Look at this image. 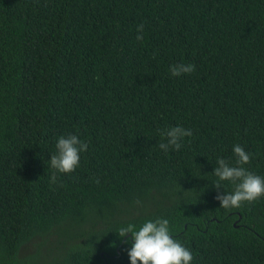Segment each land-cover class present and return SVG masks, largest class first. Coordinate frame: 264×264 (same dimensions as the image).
I'll list each match as a JSON object with an SVG mask.
<instances>
[{"label":"trees","instance_id":"16d2710c","mask_svg":"<svg viewBox=\"0 0 264 264\" xmlns=\"http://www.w3.org/2000/svg\"><path fill=\"white\" fill-rule=\"evenodd\" d=\"M68 133L88 149L52 182ZM233 144L264 176V0H0V264H129L115 232L158 216L192 264H264V196L215 199Z\"/></svg>","mask_w":264,"mask_h":264},{"label":"clouds","instance_id":"9594fccd","mask_svg":"<svg viewBox=\"0 0 264 264\" xmlns=\"http://www.w3.org/2000/svg\"><path fill=\"white\" fill-rule=\"evenodd\" d=\"M136 32V40L139 41L144 35L143 23L136 26ZM194 67L191 63H175L169 65L168 71L171 76L179 77L193 72ZM158 133L161 137L158 148L164 153L179 151L185 138L193 135L192 129L180 124L160 128ZM54 149L48 153L47 159L48 166L53 169L52 182L56 181L57 174L72 172L79 165L80 154L88 149V144L77 134L68 133L56 137ZM232 153L235 157L233 163L217 157L211 171L216 177L215 182H211L215 187L223 189L222 182L225 181L232 185L231 191L223 190L215 196L219 207L224 209L238 208L242 202H252L264 196V176L244 167L250 160V154L240 144H233ZM134 203L140 205L141 201L135 200ZM169 225L168 218L159 216L145 219L139 225H121L115 233L118 237H125L124 243L130 245L126 253L129 264H192L191 250L173 238ZM126 234H130V238Z\"/></svg>","mask_w":264,"mask_h":264}]
</instances>
